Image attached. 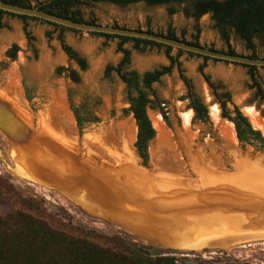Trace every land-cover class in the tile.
<instances>
[{
  "label": "rangeland",
  "instance_id": "1",
  "mask_svg": "<svg viewBox=\"0 0 264 264\" xmlns=\"http://www.w3.org/2000/svg\"><path fill=\"white\" fill-rule=\"evenodd\" d=\"M92 12L102 25L116 22L132 29L135 27L145 29L149 25L153 31L161 32H166L170 25L178 36L184 31V37L188 40L194 33L192 19L185 18L181 13L168 16L163 6L147 7L138 3L120 8L100 4L94 7ZM25 23L33 38L31 41H28L23 32L24 22L20 18L10 15L0 16V92L16 101L26 111L33 125L37 122L42 124L45 120L44 115L47 116L49 113L48 120L54 123H49V125L58 132V125L55 124L59 123L61 118H56L51 110H53V104L61 102L65 112L70 116V127L66 123L62 125H65L64 127L72 134L71 137L69 136L72 141L77 137L81 139L88 131L101 129L100 132L102 131L104 136L124 138L125 145L130 148L137 162L141 164L133 146L136 133L134 120L131 114L123 112V109L128 106L125 85L114 71L107 76L104 74L107 65L115 66L121 58V53L116 51L118 40L85 32L64 31L65 42L87 62V68L80 70L61 49L57 39L58 30L36 20H27ZM197 23L201 27L199 34L201 45L213 46L216 49L224 48L217 31L212 27L208 14L203 15ZM13 43L18 46V50L15 58L10 60L6 56V50ZM231 45L237 53H249L244 49L241 41L234 36H232ZM123 46L130 52V64L127 67L129 69L142 72L169 63L163 48L147 46L139 51L133 48L131 42ZM176 53L174 48L171 55L174 56ZM258 55L264 57V52L259 49ZM178 61L184 75L190 79L194 89L205 102L210 124L192 122V110L186 107L187 100L183 98L186 88L179 78L176 67L152 85L161 100L160 106L166 112L169 125L158 109H148V116L149 118L152 115L160 116L172 142H174L176 129L184 139H187V133L192 136V141H187L189 147L200 148L204 155H208L213 149L217 158L214 162L216 166L230 169L229 152L226 150V141L219 126L221 123L231 122L221 118L218 104L198 72L199 65L205 63L204 71L211 80L219 81L231 92L232 101L263 137L264 103L252 98V89L248 88L247 68L244 66L211 59L204 62L201 57L187 53H181ZM58 67H71L76 70L79 81L73 82L65 70L57 72ZM257 72L264 89V68L259 67ZM13 81L17 87V99L12 93ZM26 96H29V99ZM72 107L78 108L86 119L81 134L78 133ZM212 107H215L218 113L216 120L211 117ZM250 110L257 114L263 128L252 123L248 114ZM184 117L187 118L186 124ZM234 138V146L238 154L251 157L264 156V151L257 150L254 146L241 145L236 138L235 131ZM154 140L155 135L148 144L147 165L149 160L151 162L150 147L156 150ZM174 149L182 165L181 173L187 174L182 152L176 147ZM101 154L104 157L107 155L106 152ZM171 165L168 166L172 167ZM15 168L17 169V166L12 159L8 143L0 133V216L21 209L42 218L53 227L61 228L67 234L89 230L94 234L93 240L100 245H114L116 242L112 238L139 245V240L123 228L104 218L87 213L57 190L38 184L28 176L23 177L15 171ZM167 254L178 258L181 264H220L224 260L244 264H264V238L236 241L225 246L205 247L192 252L174 251Z\"/></svg>",
  "mask_w": 264,
  "mask_h": 264
},
{
  "label": "trees",
  "instance_id": "2",
  "mask_svg": "<svg viewBox=\"0 0 264 264\" xmlns=\"http://www.w3.org/2000/svg\"><path fill=\"white\" fill-rule=\"evenodd\" d=\"M5 3L25 7H38L39 9L59 17H64L76 22L88 24H101L92 12V9L100 4L114 5L120 8L134 4H144L147 7L163 6L168 16L181 13L185 18L192 19L194 33L191 39L184 37V31L178 36L169 25L166 32L153 31L149 25L145 29L133 28L165 36L174 40H180L195 46H202L211 50H218L229 54H238L249 58L264 57L258 55V50L264 52V0H0ZM208 14L212 27L217 31L224 48L216 49L213 46H205L199 43L201 31L197 21ZM10 15L20 18L23 22V32L31 41L33 38L27 29V20H36L52 26L58 30L57 39L61 49L68 59L73 61L80 70L87 68L86 60L79 56L64 40L63 32L78 30L70 29L38 18L24 15H16L0 10V16ZM114 27L128 28L116 22L107 24ZM132 29V28H128ZM90 35L118 40L116 51L121 53L119 62L115 65H107L104 74L107 76L114 71L117 77L125 85V96L128 106L123 109L125 114H131L136 126L133 146L143 165L148 163V142L154 138L155 129L148 116V109H158L163 119L169 125L166 112L160 106L153 83L169 74L176 67L179 78L182 80L186 93V107L192 110V122L199 121L210 124L208 110L201 95L194 89L190 79L186 77L178 61L181 53L196 55L204 62L211 58L176 49V55H171L173 47L153 41L132 38L119 35L89 33ZM232 36L238 38L248 54L237 53L231 45ZM131 42L136 50L145 47L163 48L168 59V64L138 72L127 68L130 64V52L123 45ZM18 46L13 43L7 50L6 56L13 60ZM214 61H221L211 59ZM231 63L227 61H222ZM236 64V63H232ZM241 65L247 68L249 77L248 88L252 89V98L264 103V89L259 79L256 66ZM205 63L198 67V72L207 84L212 97L218 104L221 118L233 124L235 135L241 145L254 146L257 150L264 151V137L261 132L251 125L248 118L240 111L232 101L231 92L219 81L211 80L204 71ZM264 68V67H260ZM67 71V76L73 81H79L78 72L71 67H58L57 72ZM29 99V96H26ZM75 123L78 133L81 134L86 119L73 108ZM94 234L89 230H83L77 234H67L59 227H53L42 218L21 209L10 211L0 216V264H181L175 256L160 252H151L139 245H132L123 240L112 238L114 245H100L93 240ZM210 264V263H209ZM213 264V263H211ZM220 264H244L240 262L224 260Z\"/></svg>",
  "mask_w": 264,
  "mask_h": 264
},
{
  "label": "water",
  "instance_id": "3",
  "mask_svg": "<svg viewBox=\"0 0 264 264\" xmlns=\"http://www.w3.org/2000/svg\"><path fill=\"white\" fill-rule=\"evenodd\" d=\"M0 10L38 18L80 32L140 38L211 59L264 67V59L211 50L145 31L76 22L49 14L38 7H25L0 1ZM89 132L91 131L86 133ZM0 133L8 143L14 164L31 180L57 190L87 213L104 218L123 228L139 240V246L143 249L157 250L164 254L174 251H198L205 247L218 246L210 239L226 237L225 234L232 235L231 243L264 238L260 236L264 235V182L257 183L261 184L258 187L227 185L228 182L237 183L235 180L231 181L230 179L233 178L228 175L231 173L232 159L228 160L230 169L216 167L219 171L215 174L216 180H212L211 175V180L205 181L203 180L206 177L205 171L197 168L191 173L190 165L186 164L185 154L181 151L187 166L186 177L184 174L176 176L178 180L175 179L171 183L170 190L168 187L163 188L157 191L159 194L141 191L137 204L129 202L128 205V202H125V205H120L116 203L114 197L96 195L90 185L82 180L81 173L90 168L94 171L108 172L109 174H106L110 175L109 178L112 177L111 180L116 185H120L121 180L125 178L124 164L120 161L121 159H114L111 154L112 160L107 161L101 159L99 155L89 154L87 149L82 148L83 136L81 139L77 137L67 146L46 131L41 123L37 122L33 125L26 111L2 92H0ZM31 147L47 151L69 167L72 180L69 184L72 186L66 187L43 175L32 173L25 166L17 165L13 154L26 153ZM98 157L100 159H97ZM138 158L141 160L139 156ZM247 158L253 161L255 157L248 155ZM135 163L140 169L149 168V164L143 165L137 160ZM98 171L95 178L102 182V177H99L101 173ZM198 174L203 178L199 179ZM188 179H191V185L196 184L193 189L187 182ZM208 181L211 182L208 183ZM207 186L212 188L208 189ZM185 188L189 191L185 192ZM185 195L186 198H184Z\"/></svg>",
  "mask_w": 264,
  "mask_h": 264
},
{
  "label": "bare ground",
  "instance_id": "4",
  "mask_svg": "<svg viewBox=\"0 0 264 264\" xmlns=\"http://www.w3.org/2000/svg\"><path fill=\"white\" fill-rule=\"evenodd\" d=\"M12 90V93L15 96L14 98L17 99V87L14 81ZM14 102L17 103L16 101ZM52 109L53 110L50 109L52 114H55L54 116L58 119L61 118L59 123L55 124L58 125L59 132L49 125V123L54 124L53 122L48 120L49 113H47V116H45L46 114L44 115L45 120L43 121L44 124L42 123V126H44V129L46 131H49L58 140L62 141L68 146V144H70L72 141L70 138L72 134H70V131H68V129L64 127L65 125L63 126L62 124L66 123L69 126L70 116L65 112V108L61 102H56L55 104H53ZM211 110V117L213 120H216L218 118L217 110L215 107H212ZM248 114L255 126L258 125L263 128L262 122L260 121L256 113L250 110ZM150 119L156 132L154 140V146L156 147V150H153L150 147L151 162L149 160V168L146 170L140 169L136 166L135 155L130 150V148L125 145L126 141L124 138H110L104 136L102 135V131L100 132L101 129L98 131H91L83 135L81 145L82 148L89 151V154L97 156L98 153L101 159L107 161L112 160V154V157L114 159H121L120 161H123L124 164L123 172H125V178L124 180H121L122 183H120L122 187L120 185H116L115 182L111 180L112 177L109 178L110 175L106 174L108 172L104 173L102 171L96 170L101 173L99 177H102V182H100V180H97L95 178L97 172L92 170V168H85L86 170L82 169L85 170L81 173L82 180L90 185L92 191L96 195L107 198L114 197L116 199V203H120V205H123L125 202H128L129 205V202H136L134 204H137L139 202L138 197L140 196L141 191H149L151 193L156 192V194H159L157 193V191L166 187H168L169 189L171 183L175 181V179L176 181L178 180L176 176L183 175V173H181L182 165L181 162H179L180 160H178V155L176 154L174 147L185 154V162L187 165H190L189 170L191 169V173L197 170V168H200V171L204 170V174H206V177L203 180H211V175L213 176L212 180H216L214 179L215 174L219 172L216 169H218L219 167L214 163L217 158L213 149L210 150V153L208 155H204L203 151L200 148L189 147V143L187 141H192V136L186 133L187 139H184L179 130L174 131V142H172V138H170V134L165 128L164 122L162 121L160 116L152 115ZM186 120L187 118L184 117L185 124L187 123ZM219 127L226 141V150H228L229 152L228 159H232V169H230L231 173L228 175L233 178L230 179L231 181L235 180L237 182H228L227 185H237L240 187L260 186L261 184L257 183L264 182V156H257L253 161H250L246 155L238 154L234 146L235 138L232 124L221 123ZM104 152L107 153L106 157L101 154ZM13 155L16 162L18 163L17 165L25 166L32 173L36 175H43L45 176V178L50 179L54 182H58L59 184L66 187L72 186L71 184H69L72 182L70 168L65 166L60 160L51 156L47 151L42 149L38 150L35 149V147H31V149H29L26 153L20 152L17 155ZM99 157L97 159H100ZM169 164H172V167L168 166ZM15 171L23 177H27V175L20 168L17 167ZM179 178L184 179L183 177ZM198 178H203V176L198 174ZM187 182L192 187V189L196 185H191V179H188ZM209 182L211 181H208V183ZM207 188L210 189L212 188V186H207ZM184 190L185 192L189 191L186 188ZM191 195L190 198L192 197ZM186 197L187 196L185 195L184 198ZM224 236L226 237H220L216 239L212 238V240L210 239V241H212L214 244L222 246H225L228 243L232 242L231 234H225Z\"/></svg>",
  "mask_w": 264,
  "mask_h": 264
},
{
  "label": "crops",
  "instance_id": "5",
  "mask_svg": "<svg viewBox=\"0 0 264 264\" xmlns=\"http://www.w3.org/2000/svg\"><path fill=\"white\" fill-rule=\"evenodd\" d=\"M150 157H151V155H150Z\"/></svg>",
  "mask_w": 264,
  "mask_h": 264
},
{
  "label": "flooded vegetation",
  "instance_id": "6",
  "mask_svg": "<svg viewBox=\"0 0 264 264\" xmlns=\"http://www.w3.org/2000/svg\"><path fill=\"white\" fill-rule=\"evenodd\" d=\"M232 124V123H231ZM233 125V124H232Z\"/></svg>",
  "mask_w": 264,
  "mask_h": 264
}]
</instances>
